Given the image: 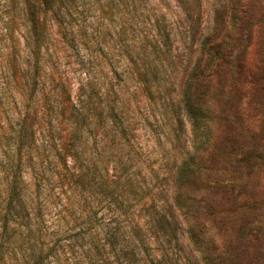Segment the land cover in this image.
Wrapping results in <instances>:
<instances>
[{
    "label": "rangeland",
    "instance_id": "374dc122",
    "mask_svg": "<svg viewBox=\"0 0 264 264\" xmlns=\"http://www.w3.org/2000/svg\"><path fill=\"white\" fill-rule=\"evenodd\" d=\"M32 18L38 22L32 34L44 44L30 96L24 39ZM64 32L82 43L79 55L63 42ZM164 35L170 47L160 54L155 44ZM206 37L223 41L226 55L203 82L210 141L195 155L198 175L181 192L198 203L192 224L206 240L210 264H264V0H61L54 12L38 0H0V217L14 158L2 134L26 120L33 137L21 154L23 182L28 200L46 202L44 264L113 260L96 224L107 217L109 199L101 197L108 195L100 193L94 176L100 182L110 174L107 136L103 132L104 144L99 134L114 100L125 103L144 165L158 170L151 183L164 213L175 216L170 178L179 158L192 151L178 100L191 66L206 59L199 50ZM113 69L121 75L113 78ZM87 70L92 88L79 92ZM75 102L91 108L96 123L78 154L68 140ZM71 167L82 173V183L72 182ZM176 218L183 249L176 264H201Z\"/></svg>",
    "mask_w": 264,
    "mask_h": 264
},
{
    "label": "trees",
    "instance_id": "16d2710c",
    "mask_svg": "<svg viewBox=\"0 0 264 264\" xmlns=\"http://www.w3.org/2000/svg\"><path fill=\"white\" fill-rule=\"evenodd\" d=\"M38 1L44 10L54 12L61 0ZM30 23L27 30L29 35L24 40L29 56L28 65L32 70L26 85V90L31 96L36 92L38 85L44 40L32 34L38 30V22L35 18H32ZM63 42L76 56L79 55L81 42L73 36H68L66 32L63 34ZM155 45L159 48L160 54H165L169 51V38L164 35ZM199 50L201 56H206V59L202 65L200 62H195L191 66L178 100L179 111L189 126L192 151L184 152L179 158L178 164L174 167L173 176L170 178L173 192L169 196L176 212L175 216L165 214L161 204L163 200L156 197L159 194L151 181L158 178V170L153 169L149 164L144 165L143 153L133 143V128L130 127L125 103L123 100H114L112 106L106 111V122L103 124V131L99 134L102 137L99 140L104 143L103 138L107 136L106 146L104 143L101 147L105 146L109 150L110 174H107L106 178L100 182L98 176H94V180L98 182L100 193L105 191V195H108L101 197L109 199L107 217L101 216L96 220V224L105 232L104 239L110 247L113 259L110 264L178 263L177 254L183 249L179 244L180 234L177 231L179 222L176 216L185 226L184 235L188 247L197 255L201 264H210L211 260L206 258L204 251L206 240L192 224V211L198 203L190 195L181 191L198 175L201 167L195 155L197 151L206 148L210 141L209 123L212 116L209 105L204 101L203 82L210 76V67L215 66V63L223 57L225 58L226 51L223 41L213 42L210 37L201 40ZM91 61L92 59L88 58L86 63L90 64ZM112 71L113 78L121 75L115 69ZM85 75L83 82L80 83L79 92H84L85 88H92L90 72L87 70ZM90 111L91 108H86L80 102L70 104L68 140H70L71 149L77 154L92 136V129L96 127ZM15 125L11 132L2 134L4 138L6 137L7 151L13 152L14 158L9 162V179L6 183V196L0 217V264H44L49 255L42 250L47 220L44 210L46 202L38 196H34L37 199L35 201L28 200L23 182L21 154L27 152L28 139L33 135L26 120L17 122ZM93 137L96 138V134ZM179 140L178 134L173 136V141ZM103 151L104 149L100 150L98 155L101 156ZM32 160L30 159V162ZM32 168L34 171V166ZM71 177L74 184L83 182L82 173L74 167H71ZM92 180L93 177L88 182ZM104 184L108 186L103 188Z\"/></svg>",
    "mask_w": 264,
    "mask_h": 264
}]
</instances>
